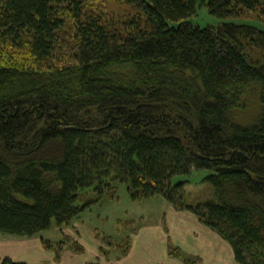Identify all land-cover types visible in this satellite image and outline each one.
<instances>
[{
    "label": "trees",
    "instance_id": "16d2710c",
    "mask_svg": "<svg viewBox=\"0 0 264 264\" xmlns=\"http://www.w3.org/2000/svg\"><path fill=\"white\" fill-rule=\"evenodd\" d=\"M202 4L264 18V0H0L2 232L62 231L125 183L134 200L195 215L239 264H264V29L195 25ZM192 169L211 171L212 199L190 204L188 181L173 183ZM62 234L41 237L55 262L86 252ZM95 236L108 261L133 243ZM167 249L203 263L170 235Z\"/></svg>",
    "mask_w": 264,
    "mask_h": 264
},
{
    "label": "rangeland",
    "instance_id": "374dc122",
    "mask_svg": "<svg viewBox=\"0 0 264 264\" xmlns=\"http://www.w3.org/2000/svg\"><path fill=\"white\" fill-rule=\"evenodd\" d=\"M122 6L128 7L127 4ZM189 20L201 27L208 25L217 26L222 22H234L238 24L255 25L264 29V18L258 12L244 9L239 16H230L220 18L209 12L205 4L199 6L197 13L189 18ZM211 174L207 169H192L190 174H179L174 176L173 183L180 181H188L186 185L185 199L190 204L199 203L214 197L213 186L206 177ZM118 191L115 198L104 197L100 204L93 205L91 209L84 211L75 219L74 225L69 228L60 230L53 227L40 233L39 237L58 242L62 240V232L68 234L74 240L85 246L86 256L93 257L96 242L100 241L96 238L95 233L101 234V237L110 236L114 241L119 242L127 236L135 234L133 230L138 227L141 229L145 225H161L162 219L168 218L169 207L168 201L161 195H157L151 199L134 200L128 192V186L125 183L117 184ZM135 221L137 224L126 228L125 222ZM168 223V219H167ZM138 229V230H139ZM0 230V241L10 238H18ZM101 245V243H100ZM72 252V251H71ZM98 252V250H97ZM73 253V252H72ZM71 255L68 260H75L78 254ZM85 254V253H83ZM82 255V254H79ZM65 257V253L63 255Z\"/></svg>",
    "mask_w": 264,
    "mask_h": 264
},
{
    "label": "crops",
    "instance_id": "0c3cea01",
    "mask_svg": "<svg viewBox=\"0 0 264 264\" xmlns=\"http://www.w3.org/2000/svg\"><path fill=\"white\" fill-rule=\"evenodd\" d=\"M169 233L162 225H145L133 235V243L129 254L121 260L112 257L108 261L99 258L100 243L96 242L94 255L101 264H184L181 260L168 255L167 239L170 235L176 245L187 253L202 258V264H239L232 247L219 234L201 224L197 217L187 211H177L172 206L168 212ZM13 237V236H12ZM85 254L68 260L73 253L65 252L62 261H54V252L42 247L41 236L34 238H8L0 241V264L5 257L26 261L31 264H89L94 258ZM76 255V254H74Z\"/></svg>",
    "mask_w": 264,
    "mask_h": 264
}]
</instances>
